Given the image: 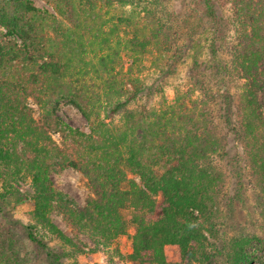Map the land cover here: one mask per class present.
Instances as JSON below:
<instances>
[{
    "label": "trees",
    "instance_id": "1",
    "mask_svg": "<svg viewBox=\"0 0 264 264\" xmlns=\"http://www.w3.org/2000/svg\"><path fill=\"white\" fill-rule=\"evenodd\" d=\"M115 1L130 2L104 3L112 5ZM142 1L148 5L144 7L143 24L122 41L135 55L145 53L152 43L165 50L174 40L169 15L153 7L162 0ZM229 1L237 25L232 60L247 86L235 132L243 141L264 217V0ZM78 2L50 3L59 15L77 24V13L84 11V5L94 11L98 0ZM197 3L200 18L207 20L214 51L218 16L212 0ZM47 16L52 30L68 38L66 44L59 45L43 33ZM0 26L19 40L0 39V202L11 195L17 202L22 200L23 195L13 185L28 175L34 222L63 243L75 246L52 222L53 210L85 232L95 245L128 234L132 228L129 259L134 264H190L206 248L204 232L211 233L218 214L222 179L211 159L219 148L213 127L195 120L192 114L180 115L178 118L185 120L180 126L167 116L168 112L150 119L154 113L145 114L123 103L111 111L120 112L125 107L122 125L110 126L100 116L98 94L86 82L87 61L82 57L86 49L69 37L67 27H61L53 15L28 0H0ZM100 39L99 47L107 46L111 52L97 56L92 65L94 76L103 73L114 79L118 51L108 44V37ZM82 61L81 66L76 65ZM29 97L38 105V117L26 104ZM63 99L86 118L88 133L70 127L59 116L56 106ZM53 133L59 135L60 143ZM65 167H73L87 179L91 195L83 207L52 185L51 172ZM32 226H25L27 238L48 264H61L70 253L56 252L32 231ZM253 240L243 237L235 242L227 254L228 264H251L247 248ZM167 244L179 247L180 263L166 260L163 249ZM25 260L11 239L0 236V264H24Z\"/></svg>",
    "mask_w": 264,
    "mask_h": 264
},
{
    "label": "rangeland",
    "instance_id": "2",
    "mask_svg": "<svg viewBox=\"0 0 264 264\" xmlns=\"http://www.w3.org/2000/svg\"><path fill=\"white\" fill-rule=\"evenodd\" d=\"M28 1L53 15L61 27L68 28L69 37L86 49L82 54L83 60L87 61L86 82L98 94V103H102L100 116L110 126L122 125L121 112L127 107L145 114L154 113L150 119L168 112L167 116L177 120L178 126L185 123L183 118H178L180 115L192 114L195 120L213 127L219 148L211 159L222 179L217 198L218 214L211 233L204 232L206 248L190 264H228L227 254L243 237L255 238L252 246L247 248L251 252V264H264V217L260 214L256 197L258 189L246 160L243 141L235 132L247 86L246 79L239 76L232 60L237 25L233 21L230 1L212 0L219 22L214 51L212 35L206 30L207 20L200 18L198 0H162L153 7L159 13L169 15L174 30L172 46L166 45L164 50L152 43L145 53L136 55L122 41L133 35L135 27L143 24L144 7H148L145 1H115L106 5L105 0H98L94 11H89L86 5L84 11L78 10L77 24L59 15L51 6L53 0ZM73 1L79 3L78 0ZM47 22L43 33L59 45L66 44L68 38L52 30L48 16ZM135 22L138 24L135 25ZM103 36L108 37V44L118 51L114 79L103 73L100 77L94 76L92 65L96 63L97 56L111 52L107 46L99 47L98 42ZM11 38L19 42L16 36L8 34L0 26V39ZM119 41L122 43L119 44ZM84 61L76 62V65L81 66ZM118 103H123L125 107L120 112H111ZM26 104L32 115L38 117V105L31 97ZM56 111L70 127L89 132L88 121L69 100H60ZM53 138L60 143L57 133H53ZM50 179L53 187L76 206H85L91 190L80 171L65 167L51 172ZM13 187L18 189L23 199L17 202L16 197L11 195L0 202V236L12 240L19 255L26 258L24 264H48L38 247L27 238L26 225H33L32 231L56 252L70 253L61 264H134L129 259L132 228L128 229V234L95 245L91 237L72 227L59 212L53 210L50 214L52 222L72 239L75 246L65 244L34 222L30 177L26 175ZM163 251L169 263L182 261L177 245L167 244Z\"/></svg>",
    "mask_w": 264,
    "mask_h": 264
}]
</instances>
